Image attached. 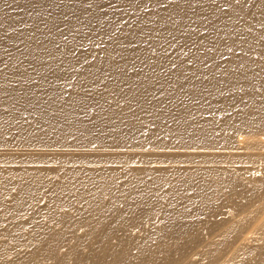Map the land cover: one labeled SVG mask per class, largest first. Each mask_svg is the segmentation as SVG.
Returning a JSON list of instances; mask_svg holds the SVG:
<instances>
[{
	"label": "bare ground",
	"instance_id": "6f19581e",
	"mask_svg": "<svg viewBox=\"0 0 264 264\" xmlns=\"http://www.w3.org/2000/svg\"><path fill=\"white\" fill-rule=\"evenodd\" d=\"M0 61L15 67L0 71V150L106 153L0 160L33 180L18 181L15 207L0 188V264H264V162L242 151L264 146V0H0ZM71 169L88 170L85 187ZM214 180L237 183L242 208Z\"/></svg>",
	"mask_w": 264,
	"mask_h": 264
},
{
	"label": "rangeland",
	"instance_id": "374dc122",
	"mask_svg": "<svg viewBox=\"0 0 264 264\" xmlns=\"http://www.w3.org/2000/svg\"><path fill=\"white\" fill-rule=\"evenodd\" d=\"M113 1H118V0H113ZM112 3H116V2H112ZM6 63H7V61H5L4 63H1V61H0V71L7 70L8 72H15V67H13V66H6L7 65ZM74 69H75V67H71V66L70 67H66V70L65 71H60L59 70L57 72H53V73L47 74V75H45V78L50 79L53 76H57V77H61V78L66 77L68 79V78L74 76V72H75ZM162 70H164V69H162ZM96 80H100V78H98V77H92L91 78V81L94 84H95V81ZM218 80H219V82L224 83V78H218ZM48 86H49V84H48ZM3 132H2V135L7 133L6 130L3 131ZM154 140L156 141L157 139L154 138ZM258 147H256L257 148V151L255 150L256 149L255 147H252L250 149L248 148V150L242 149V151L244 150V152L246 154H248V155L245 156L244 159L247 160L246 158H248V156L249 157L252 156L253 159H251V160H253V161L251 162V160H250L249 162H251V163H257L258 161H260L259 164L263 163L264 162V159H262V158L264 157V146L263 145H260V147H261L260 149ZM16 149L17 148L14 149V152H15ZM24 149L25 148H23L22 150L24 151ZM17 150H19L18 151V154L12 153L13 155H10L11 153H9V151H6L5 150L6 151V154H5V151L3 149H1L0 150V151H2L1 153L5 154V156L2 155V158H0V160L5 159V158L7 160L8 159L9 160H11V159L16 160V159L19 158L18 160L21 159L22 161L23 160L24 161H27L28 159H29L28 161H30V159L31 160L32 159L33 160H37V161L38 160H42L43 161V160H47V159L48 160L49 159L52 160V158H55V157H58V158H76V159H79V160H81L82 158H85V159L86 158H88V159H103V158H105L103 156L106 155V153H103V152H94V151L93 152H89V153H87L85 155L83 152H78V151L72 150V149H66V150L62 151L60 153V155H57V156H54V153L52 151H47V150L40 151L39 154H35L36 153L35 150H34L35 153L33 151H30V150L27 151L28 150L27 148L24 151V152L27 151L26 153H24L23 151H21V148H19ZM86 150H83V151H86ZM175 151H177V155H180L181 154V153H179L180 152L179 150H175ZM233 151L234 150H230V151H226V152H220V153H217V154H215L213 156H220L219 158H225V157L232 156V155H236L237 153H239L238 151H234V152ZM10 152H13V151H10ZM21 152H22V154H21ZM244 152H242V153L244 154ZM1 153H0V157H1ZM15 153H17V152H15ZM37 153H38V151H37ZM34 154H35V156H34L35 158L33 157ZM261 154H262V156H261ZM6 155H8V156H6ZM29 155H31L32 158H30L31 156H29ZM161 155L162 154H160V156ZM163 156H165V155H163ZM3 157H5V158H3ZM109 157H112V156H109ZM179 157H183V155L182 156H179ZM259 157H262V158L260 159ZM133 158H135V157H133ZM162 159H166V158H162ZM248 160H249V158H248ZM261 167H262V165H261ZM127 168H130V167H127ZM127 168L117 169V173L119 171L120 172H124L125 169H127ZM260 169H262V168H260ZM9 170H11V169H8V170H2V169H0V188L6 190V195L2 194L1 196L6 199L8 205H13L15 207V206L21 205L22 204V201H23V200L21 201V199H19V200L17 199V193H18V191L15 189V186H16V184H18V181L21 178L23 179V177H25V176L24 175H20L21 178H18V177H16L12 173V171H9ZM109 170H111V169H108V168H97V169H94V171L92 173H94V172H102V171L106 172V171H109ZM87 171L88 170H84V169H71V170H68V171L63 172V173L66 174V175L73 174V173H78L73 178L74 179H77V182L81 185L80 186L79 184H77L78 186L85 187L88 182H82V181H80V180H85V177H80V176L86 175ZM128 173L131 174V175H134V171H132V170H129ZM75 177H77V178H75ZM51 179H56V178L55 177H51ZM23 180L25 182L30 183V184L33 183V180H31V179H23ZM48 181L49 180H47L46 183H45V185H44L45 188L47 190H52L53 192H56L57 193L59 191V188H57V186H53V188H49L48 185H47V182ZM234 185H235V188H234V191H233L232 189L229 190L227 188V186H223L220 183V180H214L211 183V191H212V194H216V195L218 194L217 197L219 198V201H221V202H227V204L229 206H231V207H233L235 209H240V208H242V205H241L242 200L240 198H238V196H237V193L239 192L238 184L237 183H234ZM185 190H186L185 186L184 185H181L180 186V191L182 192V194L185 192ZM226 191L232 192L235 195H233V196H227ZM33 196L35 198H41L40 195L33 194ZM161 198L162 197H160V194L159 193H156V194L153 195V198H148L145 201L139 200L138 202L141 203V204H146L150 200H160ZM15 199H17V200L15 201ZM45 199H52V202H50V201H46V202L45 201H41L42 202V206L43 205L46 206L47 204H51L52 206H55V205H57V202L59 203L60 201H62L63 197L61 195L60 196L58 195V196L45 197ZM199 199H200L199 195L194 194V196L192 197L191 200H183V201L180 202L181 207L183 209H187V211L184 212L183 215H182L184 217H183V223H182L181 227L179 229H175V231H173V237H171V239H173V240H179L180 236L183 234V232L186 229V227L190 224L191 221H194V216L190 212V210H192V209H195L196 210L197 209L196 203H197V201ZM173 200H176V199H173ZM55 201H57V202L54 203ZM208 202H209V198L206 199L205 202L202 205L205 206ZM245 209L250 210L251 208L250 207H246ZM204 210H205V214H206L208 212V210L205 209V208H204ZM29 211H31V210H29ZM33 217L35 218V215L32 212L30 215L23 217V222L27 223L31 219H34ZM220 217H223V216L220 215ZM46 223H48V222H46ZM25 226L27 227L28 230L31 229V227H32V226H28V225H25ZM232 226H233V224H232ZM52 227L53 226L47 227V228L51 229ZM2 229H4V228H2ZM204 230H209L212 233H216V232L220 231L221 229H218V228H216L214 226H206L205 225L202 228V231H204ZM80 231H86V230L84 228H80ZM80 234H81V232H80ZM88 237H90V236H78V239H85V238H88ZM216 237H221V239H224L225 238V233L218 232L216 234ZM207 239H209L208 236H204L203 238H200L199 240L200 241H203V240H207ZM13 246L16 247V246H21V245L14 244ZM185 247L189 251H192L193 250L192 247H190L189 245L188 246H185ZM21 250L23 252V256L24 257L28 256L30 253H34L35 252V250H34V248H33L32 245H28V248H26V247L25 248H22L21 247ZM86 250H88V248H86ZM63 256H66V255L64 254ZM200 256L201 257H204V255L202 253L200 254ZM43 263H45V261Z\"/></svg>",
	"mask_w": 264,
	"mask_h": 264
}]
</instances>
